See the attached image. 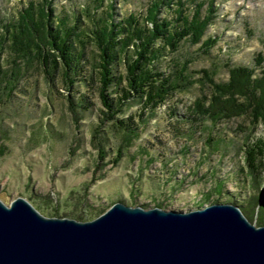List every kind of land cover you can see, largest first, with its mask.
Instances as JSON below:
<instances>
[{
	"label": "rangeland",
	"instance_id": "1",
	"mask_svg": "<svg viewBox=\"0 0 264 264\" xmlns=\"http://www.w3.org/2000/svg\"><path fill=\"white\" fill-rule=\"evenodd\" d=\"M29 0H0V18L10 19ZM115 19L131 13H144L151 0H113ZM59 12L70 13L92 5V0H53ZM106 1V5H107ZM216 16L207 37L218 38L207 55L200 44H184L179 54L191 58L192 70H215L216 81L229 79L226 64L254 66L258 53L264 54V0H217ZM96 13L101 15L102 10ZM11 57L4 56V67L11 70ZM171 70V62L165 66ZM199 77V76H197ZM196 77V78H197ZM13 92L0 86V199L10 206L19 197L28 200L48 218H68L80 222L95 220L119 201L130 206L161 203L162 209L189 212L212 204H235L256 226L262 217L254 203L264 204V173L254 183L247 172L243 146L249 131L247 120L224 123L216 129L209 122L195 126L190 137L184 130L188 107L210 90L193 86L176 95L151 116L145 113L140 137L124 150L117 166L111 160L120 145L119 134L112 136L108 157L103 161L92 142L102 107L98 84L76 92L87 96L91 107L76 121L68 105V92L59 82L51 89L35 65L15 82ZM176 114L171 115L175 110ZM140 105L127 109L126 118L138 117ZM186 121V122H185ZM243 129H238V125ZM241 128V127H240ZM183 133V134H182ZM219 141L218 148L206 143ZM264 138L260 126L249 144ZM99 163L101 166L97 167ZM216 183H223L222 195L214 194ZM204 194H212L204 201ZM202 203V204H200Z\"/></svg>",
	"mask_w": 264,
	"mask_h": 264
},
{
	"label": "trees",
	"instance_id": "2",
	"mask_svg": "<svg viewBox=\"0 0 264 264\" xmlns=\"http://www.w3.org/2000/svg\"><path fill=\"white\" fill-rule=\"evenodd\" d=\"M216 1L151 0L144 13L116 20L113 0H92V5L70 13L59 12L53 0H29L12 18H0V86L6 84L5 89L13 92L12 82L37 65L51 89L60 82L68 92L69 109L78 121L91 103L83 94L75 99V93L97 83L102 107L92 142L100 159L108 157L114 134L121 135L124 142L116 149L112 166L119 164L125 146L140 137L145 113L153 116L195 85L207 87L210 91L202 89L188 107L190 127L184 134L194 136L195 126L205 122L216 129L224 123L247 120L249 134L243 151L247 172L256 183L264 173V138L258 137L252 144L248 139L264 127V54L256 55L253 67L226 64L229 79L225 82L215 80V70H192V59L179 54L184 44H200L202 52L209 55L217 44L216 37L205 39L216 16ZM98 10H102L100 16ZM7 52L12 58L11 70L4 67ZM168 61L171 70L165 67ZM134 104L141 106L140 114L126 118L127 109ZM175 114L176 108L171 112ZM213 140L211 136L206 143L218 148L219 141ZM223 186L216 183L214 194L222 195ZM211 195L204 194V201ZM155 207L162 208V204ZM254 207L262 214L258 223L264 224V204L254 203Z\"/></svg>",
	"mask_w": 264,
	"mask_h": 264
},
{
	"label": "water",
	"instance_id": "3",
	"mask_svg": "<svg viewBox=\"0 0 264 264\" xmlns=\"http://www.w3.org/2000/svg\"><path fill=\"white\" fill-rule=\"evenodd\" d=\"M0 264H264V226L235 204L185 212L119 201L80 222L0 199Z\"/></svg>",
	"mask_w": 264,
	"mask_h": 264
}]
</instances>
